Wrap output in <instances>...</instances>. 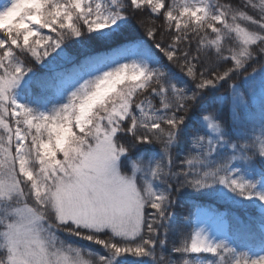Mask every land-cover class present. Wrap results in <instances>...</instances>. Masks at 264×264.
<instances>
[{
	"label": "snow or ice",
	"instance_id": "obj_1",
	"mask_svg": "<svg viewBox=\"0 0 264 264\" xmlns=\"http://www.w3.org/2000/svg\"><path fill=\"white\" fill-rule=\"evenodd\" d=\"M0 264H264V0H3Z\"/></svg>",
	"mask_w": 264,
	"mask_h": 264
},
{
	"label": "trees",
	"instance_id": "obj_2",
	"mask_svg": "<svg viewBox=\"0 0 264 264\" xmlns=\"http://www.w3.org/2000/svg\"><path fill=\"white\" fill-rule=\"evenodd\" d=\"M221 2H229V0H221ZM231 2L233 3H238L239 0H231ZM146 21H148V18L145 14V16L143 17ZM156 24L159 25L160 24V21L157 20L156 21ZM131 25L132 27L129 29V31L131 32V34L133 35H137L141 38H144V39H147V37L144 36V29L141 28L138 24H137V21L135 19H133L131 21ZM157 40H160L161 37L159 35H157L156 37ZM149 43H151V41H149ZM69 50L71 51V47L69 48ZM253 67H255L257 70H259V65L256 64V65H253L252 67H250L248 69V72H252L253 70ZM35 71H40L39 67H36L34 69ZM176 71H178V69H175ZM236 83L238 85H241L243 87V75H241L240 77H234V80L231 81L230 83ZM224 90H221V93H223ZM218 94V95H220ZM178 163V161H177ZM196 198L194 197V195L192 194L191 190H187L186 192H183L179 197H178V200H179V203L176 205L174 211L176 212V218H177V221L178 223L183 227L184 225L187 224L188 222V217H187V211H188V207H189V203L194 201ZM199 202L201 204H204V205H211L213 206L214 208H216L217 210L219 211H225L227 210L229 212V215L231 216L232 214H236V215H243L244 213L240 210V209H237V208H233L232 206H230L229 204L227 203H224V202H220V201H214V200H209L207 198H200ZM183 205V206H182ZM252 214H255L254 210L252 211ZM186 232H189L190 229H185ZM69 239H72L75 243H78V244H81V245H87L88 247H91L97 251H101L100 249V246H94V245H88L87 242H84V241H78L76 240V238H69ZM179 237H173V240H175L176 243H179ZM172 244L170 243L169 244V249L171 248Z\"/></svg>",
	"mask_w": 264,
	"mask_h": 264
},
{
	"label": "rangeland",
	"instance_id": "obj_3",
	"mask_svg": "<svg viewBox=\"0 0 264 264\" xmlns=\"http://www.w3.org/2000/svg\"><path fill=\"white\" fill-rule=\"evenodd\" d=\"M2 2H3V0L0 1V3H2ZM94 246H96V245H94Z\"/></svg>",
	"mask_w": 264,
	"mask_h": 264
}]
</instances>
